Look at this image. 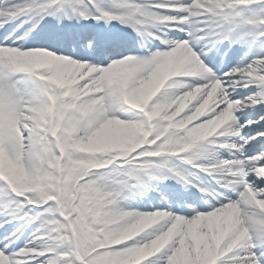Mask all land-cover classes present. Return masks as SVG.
Wrapping results in <instances>:
<instances>
[{"label": "snow or ice", "instance_id": "1", "mask_svg": "<svg viewBox=\"0 0 264 264\" xmlns=\"http://www.w3.org/2000/svg\"><path fill=\"white\" fill-rule=\"evenodd\" d=\"M0 264H264V0H0Z\"/></svg>", "mask_w": 264, "mask_h": 264}]
</instances>
